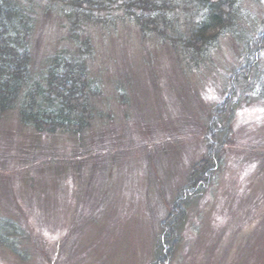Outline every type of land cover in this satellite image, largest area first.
Masks as SVG:
<instances>
[{"label": "rangeland", "instance_id": "374dc122", "mask_svg": "<svg viewBox=\"0 0 264 264\" xmlns=\"http://www.w3.org/2000/svg\"><path fill=\"white\" fill-rule=\"evenodd\" d=\"M180 7L169 15L185 34L186 16L198 18ZM240 8L255 18L262 9L251 0ZM115 13L112 22L72 30L57 4L33 9V68H45L57 50L74 52L75 32L90 45L87 72L100 93L77 138L28 139L17 112L0 118V213L32 239L22 246L26 260L0 249V264H151L161 224L181 196V240L158 264H264V86L251 85L248 94L236 84L230 111L214 128L217 137L224 132L221 165L190 196L188 175L198 174L213 142L208 122L233 90L239 48L225 37L197 64L177 42L144 37Z\"/></svg>", "mask_w": 264, "mask_h": 264}, {"label": "trees", "instance_id": "16d2710c", "mask_svg": "<svg viewBox=\"0 0 264 264\" xmlns=\"http://www.w3.org/2000/svg\"><path fill=\"white\" fill-rule=\"evenodd\" d=\"M242 0H0V118L17 112L21 126L31 131L28 139L66 133L76 138L88 129L93 120L91 101L100 90L89 79L88 41L80 42L77 35L74 52L57 50L47 58L46 67L37 71L32 66L28 38L34 28L32 17L36 3H55L68 19L72 30L81 24L107 23L121 13L122 20L134 23L144 37L154 36L160 41L181 45V51L195 63L202 61L207 52L219 48L220 40L227 37L236 48L239 66L228 82L233 83L230 96L214 108L208 122V137L213 136L207 156L200 163V171L188 175L190 196L211 183L213 172L221 165L219 147L225 142L224 132L217 137L214 128L225 118L237 88L244 83L242 93L260 82L264 86V0H251L262 9L255 18L242 10ZM183 12L194 9L198 20L186 16L185 34L177 29L171 15L175 9ZM195 16V17H196ZM166 32V33H165ZM183 36V37H182ZM236 45V46H235ZM243 64V66H242ZM255 70L252 77L251 72ZM251 76V77H250ZM261 96V95H260ZM240 96L236 105L247 101ZM229 99L228 101H226ZM227 128L226 134L228 133ZM212 132V133H211ZM182 197V196H181ZM176 200L169 217L163 222L154 248L151 264L170 259L181 240L179 229L184 224L186 205L183 197ZM185 209V206H184ZM174 210L178 212L175 213ZM31 237L17 219L0 213V249H6L20 260L27 259L24 242Z\"/></svg>", "mask_w": 264, "mask_h": 264}]
</instances>
